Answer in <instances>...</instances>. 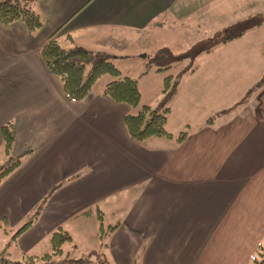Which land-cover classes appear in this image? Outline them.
<instances>
[{
	"label": "crops",
	"instance_id": "1",
	"mask_svg": "<svg viewBox=\"0 0 264 264\" xmlns=\"http://www.w3.org/2000/svg\"><path fill=\"white\" fill-rule=\"evenodd\" d=\"M229 2L236 1L37 0L46 18L38 32L0 22V126L12 123L19 160L0 182V229L11 234L40 206L13 241L20 254L49 250L57 227L70 233V245H82L85 232L99 247L97 219L80 215L97 206L104 223L116 216L103 247L111 264L249 261L264 240V82L225 93L194 71L177 87L166 123L172 134L186 129L185 139L140 143L123 125L134 108L102 96V87L68 100L40 56L51 36L110 56L102 47L152 41L172 22L225 18Z\"/></svg>",
	"mask_w": 264,
	"mask_h": 264
},
{
	"label": "trees",
	"instance_id": "2",
	"mask_svg": "<svg viewBox=\"0 0 264 264\" xmlns=\"http://www.w3.org/2000/svg\"><path fill=\"white\" fill-rule=\"evenodd\" d=\"M37 0H0V22L9 24L20 21L30 33L38 32L46 23V18L34 9ZM264 22V13L258 12L237 19L227 26L215 30L209 37L196 40L189 47L179 52H173L168 47H162L155 51L152 62L156 65L155 71H166L187 60L176 73H168L162 79V97L155 107L148 104H140V91L137 80L122 75V71L109 59L110 56L102 51H91L81 45L64 47L58 39L50 37L40 48V56L48 68L61 82L62 89L68 100H80L92 91L93 85L103 75L112 79L107 81L101 95L117 103L125 104L136 109L135 112L126 113L123 116V125L127 135L134 141L144 143L152 138H167L179 143L187 135L183 129L177 134H172L166 129V123L170 112V101L179 85L184 73H193L197 65L190 67L191 61L201 53L211 52L216 46L226 44L232 40L241 38L247 31L260 27ZM91 60L92 67L85 77L86 62ZM153 63V64H154ZM152 64V63H151ZM264 82L258 80L254 87ZM251 88L248 89V93ZM1 151L3 165L0 166V182L10 174L19 164L18 159L12 156L13 134L10 121L0 126ZM40 206H36L31 218L22 223L11 233V242L15 241L18 234L24 231L39 214ZM93 214L98 221L95 239L99 247L91 253L98 255L100 264H111L103 252L106 246V235L112 232L117 223L105 224L102 210L95 206L81 212L80 215ZM70 233L61 227L55 228L49 234V251L39 255L22 253L21 260H4L0 258V264H68L72 263L68 253L64 251L65 245L70 243ZM258 244L254 254L250 256L247 264H264V250ZM260 255L258 259L256 256ZM133 264H140L137 260Z\"/></svg>",
	"mask_w": 264,
	"mask_h": 264
},
{
	"label": "rangeland",
	"instance_id": "3",
	"mask_svg": "<svg viewBox=\"0 0 264 264\" xmlns=\"http://www.w3.org/2000/svg\"><path fill=\"white\" fill-rule=\"evenodd\" d=\"M234 1L236 2H229L225 5V18L222 15L220 20L206 22V25L195 20L191 21L192 25L185 23L184 26L172 22L169 31L163 29L162 34L152 41H150V38L147 40L142 37L129 44H124L123 48L113 47L112 45L102 48L111 52L110 57L115 61V65L122 70V75H127L137 80L141 95L139 103L155 107L162 97L163 77L168 73H176L188 62L185 60L166 71H155L157 64L152 62L155 51L162 47H168L173 52H179L189 47L196 40L211 36L215 30L221 29L237 19L258 12L264 13V0ZM232 41L216 46L211 52L199 54L190 63V67L197 65L195 76L204 77L206 84L211 85L213 83L215 86L228 88L225 93H228L230 90L235 92V89L238 91V88L243 85L250 86L256 80L258 81L259 79L261 81L264 79V53L261 54V50H264V22L260 27L247 31L243 39ZM85 65V77H87L92 67L91 60L87 61ZM189 75L191 73H184L180 78L178 86L187 81ZM111 79L110 76L103 75L96 80L93 87H103ZM242 95L243 93L236 96V93H233V96L236 97L234 99L237 100ZM132 110L133 112L136 111V109ZM3 163V159H0V166ZM115 218L116 216L113 217L112 214H108V217L106 216L105 218V223L107 224L109 221L113 223ZM9 230L10 228H7V231ZM8 235L11 234H5L4 230L0 229L1 260H21L22 253L20 254L14 248L11 236ZM81 236L82 238L80 239L83 240L82 245L73 246L67 244L64 247V251L68 253L69 259L72 260L71 264H100L97 261L98 255L93 252L91 253L92 250L97 248L96 242L92 245L90 242L92 239L85 232H82ZM261 243L263 248L261 251H263L264 240ZM256 257L259 259L260 255L258 254Z\"/></svg>",
	"mask_w": 264,
	"mask_h": 264
}]
</instances>
